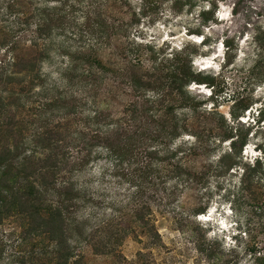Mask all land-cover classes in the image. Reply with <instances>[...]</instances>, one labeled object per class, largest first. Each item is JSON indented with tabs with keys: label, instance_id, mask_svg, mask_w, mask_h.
<instances>
[{
	"label": "rangeland",
	"instance_id": "1",
	"mask_svg": "<svg viewBox=\"0 0 264 264\" xmlns=\"http://www.w3.org/2000/svg\"><path fill=\"white\" fill-rule=\"evenodd\" d=\"M205 4L194 0L175 16L165 2L152 23L153 11L135 15L143 0H0V127L18 152L11 172L34 173L46 154L34 133L49 125L50 147L65 162L35 187L57 207L73 189L63 209L68 264H212L198 245L217 253L215 264H255L251 250L264 251V175L246 189L242 170L219 161L231 152L222 117L227 131L247 137L241 163L264 160V0H217L199 43L187 31L201 28ZM39 19L56 23L50 35L38 38ZM148 43L154 54L143 51ZM188 43L198 50L193 68L210 83L187 87V102L175 93L177 103L166 99L170 86L132 90L131 60L154 71ZM27 53L40 56L39 65L19 71ZM49 101L68 104L43 107ZM174 118L179 135L159 124ZM145 127L158 134L145 135ZM96 132L121 134V148L139 137L134 157H115ZM14 192L0 207V264H60L48 235L39 227L28 234L31 219Z\"/></svg>",
	"mask_w": 264,
	"mask_h": 264
},
{
	"label": "trees",
	"instance_id": "2",
	"mask_svg": "<svg viewBox=\"0 0 264 264\" xmlns=\"http://www.w3.org/2000/svg\"><path fill=\"white\" fill-rule=\"evenodd\" d=\"M14 1V0H13ZM171 3V9L173 11V14L176 16L178 13H181L184 11V8L186 6H190L189 8H193L194 0H143V12L139 10V13L135 14L147 16L146 11H153V18L152 23L155 21L156 15H159L161 12V8L165 2ZM198 1H204L207 2L203 9L199 12L200 17V26L201 28L198 29V31L191 32V30H188V34H196L198 36H203V42L206 40L204 38V30H202V27H208V23L211 21H215L216 19V12L218 10V4L217 0H198ZM159 8V12H157V9ZM234 10V8H233ZM148 17V16H147ZM158 17V16H157ZM139 22V20H137ZM56 23L53 22V20H48L46 22L42 21L41 19L38 20L36 23V34L38 38H42L43 36H48L51 33V28L55 26ZM256 40L260 42V39L255 36ZM202 41V40H201ZM225 45L228 46V41H224ZM260 42V46H261ZM133 47V46H132ZM140 47L136 48L138 51ZM146 49H143V51L154 54L153 48L154 46L152 44H147ZM129 48H126L125 50H122L123 54H126L128 52ZM135 50V49H133ZM141 52V51H139ZM134 53V51H132ZM194 53H198V50L194 49V46L190 45L189 43L176 49L175 52L170 53L169 58L167 57L166 62L162 63L158 66V68L154 71L143 70V64L139 59L138 60H131L129 62V65L132 69L135 70L133 72V75L128 78V82L130 86L132 87V90L135 92H139L141 90H147L152 89L155 87H158L160 89L165 88L166 86H170L172 91L170 94L166 97V99H170L172 102L177 99L174 94L177 93L179 97H181L182 100L188 101V97L186 96L187 87L192 83L196 84H208L207 77L204 75L203 72H196V70L193 68L192 60ZM40 62V56L36 57L35 55H30L29 53L19 56L16 62V65L18 67V70L21 71L28 66L31 65V68H29V71H33L37 68V65H39ZM98 65L103 66L102 63L98 60H96ZM174 103H177V101H174ZM237 103V102H236ZM240 103V102H239ZM58 104V105H57ZM68 103L64 102H51L49 101L47 104H43V107H58L65 106ZM181 104V103H180ZM187 104V103H186ZM184 104V105H186ZM173 104L169 105V111L172 112L175 109V106H172ZM239 104L237 103L235 107H237ZM137 107V106H135ZM245 109H248V106H245ZM135 108L132 110L131 114L134 113ZM137 113V112H136ZM135 113V114H136ZM29 114V113H28ZM133 114V115H135ZM132 115V117H133ZM233 115H235L233 113ZM210 120V118H208ZM220 128L224 130L223 132V139H230V153L223 154L220 156L219 161L221 166H227L229 170H235L236 168L242 170L241 174V182H243L244 187L246 189L252 188L255 183V177L256 174H262L264 175V160L261 158H255L254 162L252 164L247 163H241L243 157V149L246 146V135L241 137L238 134L237 130H235V133L233 134V130L227 131L225 129V123L224 118L222 117ZM23 123V122H22ZM158 124V123H157ZM162 125L163 131H166V126H172L173 130L179 131L180 127L178 124L176 125L175 118L172 119V124L169 125L165 120L162 121V123H159ZM49 125L41 126L39 129H37L36 133H34V137H36L35 141L38 144V146H41V148L46 149V154L43 156L41 163L37 165V168H35L34 173H21V176H18L17 174H13L11 172L12 169V160L17 156L18 153L17 150L12 151L9 146H6V143H4V137H5V130L3 127H0V207L1 203H8L9 199L6 198L5 195H8V193L12 195L15 194V190L18 192L19 197V203L24 206V210L28 211L27 215L28 218L31 219L29 221L32 223L31 225H28V234L32 235L35 233L34 228L39 227L40 232L39 235H48L47 237L54 243V254L56 259L59 261L60 264H68L72 254V248L69 246L67 242H69L68 237L65 233V227H66V219L64 218L63 209H67L69 206L70 200H73V192H71L73 189L69 187L68 191L65 190L61 194L62 195V202L61 206H48L47 202L45 200V192L41 191L40 189H37L35 187V183L39 178H42L45 175H48L52 173L53 169L56 168L58 165H61V161L63 163V160L65 162V154H62V151H59L58 149L50 147L53 145L52 141L53 135L52 130L48 129ZM150 128L145 127L144 128V134L147 133H155L156 130H149ZM18 133H22V129H17ZM181 132H178L175 135H179ZM238 134V135H235ZM94 135V139H98L100 142L106 145V148L111 152L115 157L120 156L121 158L130 159L135 155L136 151V144L137 142L134 137L128 138L127 145H122V148L119 146V141H122L121 134L117 133L115 135L111 134H98L96 132ZM137 137V135H135ZM241 137V146L240 148L237 147V141ZM118 139L119 141L115 140ZM56 141H59V138L56 139ZM47 147V148H46ZM19 151V149H18ZM16 152V153H14ZM127 160V159H126ZM131 165H133L130 162ZM48 170V171H47ZM37 176V179L33 177V175ZM18 177L23 179V182H18ZM33 178V179H31ZM13 185H10L11 182ZM40 181V180H38ZM256 181H262L261 178H258ZM45 182L46 181H42ZM15 185H18L17 188ZM42 188H45L47 184H41ZM3 192H6V194H3ZM15 202L12 201L11 204H14ZM43 212H45L43 214ZM28 222V223H29ZM38 235V234H37ZM219 247V246H218ZM198 249L203 253L206 252V257L209 260H212V264H215V259L217 256V253L213 250H210L208 248H201V245H198ZM252 254L254 256L255 264H264V251L258 252L256 248H253ZM80 261H78L76 264H79Z\"/></svg>",
	"mask_w": 264,
	"mask_h": 264
},
{
	"label": "clouds",
	"instance_id": "3",
	"mask_svg": "<svg viewBox=\"0 0 264 264\" xmlns=\"http://www.w3.org/2000/svg\"><path fill=\"white\" fill-rule=\"evenodd\" d=\"M219 14V13H218ZM218 14H217V18H218ZM202 39V41L201 42H203V36H198V39ZM197 40V39H196ZM196 40H195V42H196ZM199 42V41H198ZM201 42H199V43H201ZM223 45V44H222ZM224 46V45H223ZM261 112V111H260ZM260 112H258V115H260ZM243 118L241 117V120H242ZM259 121V120H258ZM247 147V146H246ZM245 151H246V148H245ZM245 151H244V154H245Z\"/></svg>",
	"mask_w": 264,
	"mask_h": 264
},
{
	"label": "bare ground",
	"instance_id": "4",
	"mask_svg": "<svg viewBox=\"0 0 264 264\" xmlns=\"http://www.w3.org/2000/svg\"><path fill=\"white\" fill-rule=\"evenodd\" d=\"M193 39H194V38H193ZM201 40H202V39H200V38L198 39V38H197V40H196V41H201Z\"/></svg>",
	"mask_w": 264,
	"mask_h": 264
}]
</instances>
